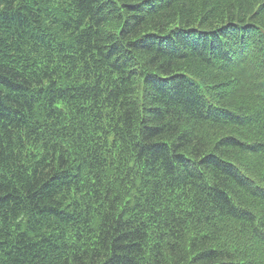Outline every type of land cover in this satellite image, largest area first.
I'll return each mask as SVG.
<instances>
[{"label": "trees", "instance_id": "obj_1", "mask_svg": "<svg viewBox=\"0 0 264 264\" xmlns=\"http://www.w3.org/2000/svg\"><path fill=\"white\" fill-rule=\"evenodd\" d=\"M0 264H264V0H0Z\"/></svg>", "mask_w": 264, "mask_h": 264}]
</instances>
